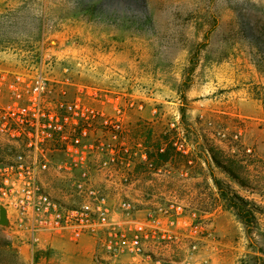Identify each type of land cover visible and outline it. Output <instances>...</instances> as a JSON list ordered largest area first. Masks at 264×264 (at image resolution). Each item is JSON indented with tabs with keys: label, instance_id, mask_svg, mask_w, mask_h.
I'll list each match as a JSON object with an SVG mask.
<instances>
[{
	"label": "rangeland",
	"instance_id": "obj_1",
	"mask_svg": "<svg viewBox=\"0 0 264 264\" xmlns=\"http://www.w3.org/2000/svg\"><path fill=\"white\" fill-rule=\"evenodd\" d=\"M259 7L264 0H0V68L29 59L47 68L40 57H50L55 71L67 65L74 82L98 85L107 111L123 109L117 134L132 163L129 183L116 187L142 216L183 208L176 238L149 244L161 264H264V72L238 30L240 14L264 24ZM12 155L0 138V161ZM70 178L51 171L43 181L68 205L78 202ZM214 180L248 203L245 221ZM51 237L61 243L31 248L0 222V264H87L77 242Z\"/></svg>",
	"mask_w": 264,
	"mask_h": 264
},
{
	"label": "built area",
	"instance_id": "obj_2",
	"mask_svg": "<svg viewBox=\"0 0 264 264\" xmlns=\"http://www.w3.org/2000/svg\"><path fill=\"white\" fill-rule=\"evenodd\" d=\"M40 58L47 68L33 59L22 69L0 68V138L13 151L0 161V203L11 227L31 248L45 235L93 237L91 264H161L149 244L176 238L182 206L140 214L116 187L129 183L132 163V149L117 134L123 109L107 111L98 85L76 83L69 66L57 72L50 57ZM137 152L144 163L145 151ZM51 171L71 177L77 203L50 193L43 178Z\"/></svg>",
	"mask_w": 264,
	"mask_h": 264
},
{
	"label": "trees",
	"instance_id": "obj_3",
	"mask_svg": "<svg viewBox=\"0 0 264 264\" xmlns=\"http://www.w3.org/2000/svg\"><path fill=\"white\" fill-rule=\"evenodd\" d=\"M259 9L262 10L264 8L259 7ZM238 30L248 45H250L251 48H255L260 59L259 62L261 63V65H259L260 71L264 72V24H259L257 21H253L240 14L238 17ZM214 183L217 186L219 195L224 201L226 207L234 210L235 214L241 220L245 221L246 219H244V217H247L246 213L251 211L245 208L248 203L232 189L221 188L220 181L214 180Z\"/></svg>",
	"mask_w": 264,
	"mask_h": 264
},
{
	"label": "crops",
	"instance_id": "obj_4",
	"mask_svg": "<svg viewBox=\"0 0 264 264\" xmlns=\"http://www.w3.org/2000/svg\"><path fill=\"white\" fill-rule=\"evenodd\" d=\"M63 238H66V237H63ZM52 241H56V242L58 241V242L61 243V240H59L58 238H54V237L45 235V236H42V240H41V244L40 245H43V244L44 245H50L52 243ZM76 246H77L76 250L80 254L79 261H82L84 263V260H88L89 259L87 264H91L92 255H93L94 250H95V239L93 237L84 235L77 242ZM204 249H205V247H204ZM67 252H69V249H68ZM222 252H224V250L221 248V253ZM215 257L212 258L211 264H213V263H215L217 261L215 259ZM65 258L67 259V257H65ZM50 264H53V263H50ZM59 264H64V263L60 262Z\"/></svg>",
	"mask_w": 264,
	"mask_h": 264
},
{
	"label": "water",
	"instance_id": "obj_5",
	"mask_svg": "<svg viewBox=\"0 0 264 264\" xmlns=\"http://www.w3.org/2000/svg\"><path fill=\"white\" fill-rule=\"evenodd\" d=\"M261 11L264 12V9H262ZM6 213H7V210L3 206H0V222L1 223L7 224L8 218L6 216Z\"/></svg>",
	"mask_w": 264,
	"mask_h": 264
}]
</instances>
